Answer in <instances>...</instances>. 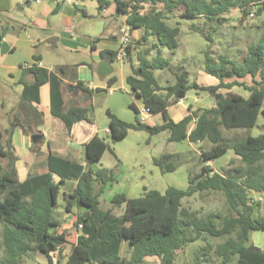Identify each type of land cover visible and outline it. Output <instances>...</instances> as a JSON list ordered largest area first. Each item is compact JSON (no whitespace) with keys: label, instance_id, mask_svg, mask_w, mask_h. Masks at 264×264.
Masks as SVG:
<instances>
[{"label":"trees","instance_id":"1","mask_svg":"<svg viewBox=\"0 0 264 264\" xmlns=\"http://www.w3.org/2000/svg\"><path fill=\"white\" fill-rule=\"evenodd\" d=\"M149 2L165 7L145 11ZM98 3L102 9L113 2L98 0ZM114 3L118 15L126 16L131 32L133 29L144 32L142 39L136 44L131 42L127 49L126 62L131 66L127 84L150 113H163L166 123L150 126L141 122L139 117L135 123H128L107 110L113 140H124L131 130L147 131L151 136L169 130L170 143L184 140L192 144L209 142V149L201 148L204 165L199 173H190L189 185L185 189L170 186L165 193L150 190L138 198L118 194L103 210L99 198L104 187L114 180L113 169L86 170L79 163L50 155L47 173L30 174L21 181L15 165L17 157L12 137L16 126L13 123L8 130L0 131V246L7 255L1 264H25L23 257L31 253L45 255L49 264H53L56 253V263L61 264L66 235L57 231L62 224L57 208L62 189L70 180L77 181L78 185L72 193L64 195L65 208L70 212L73 206H77L85 212L76 221L80 234L65 264H147L145 258L148 256L159 257L161 264H175L179 252L200 240L206 244L198 249L195 264L209 251L221 258V264H232L234 257L238 258L236 264H264V249L250 243V234L264 232V223L252 218L249 204L252 199L248 194L250 189L264 192V133L229 140L223 131L251 130L257 125L259 116H264V37L248 47L242 62L231 60L227 55H220L216 60L210 51L205 52V72L219 80L216 86L190 84L187 72L177 74L174 84L162 86L153 73L170 67V60L163 57L164 49L176 52L180 46V26L168 24L169 14L180 11L182 18L203 17L224 24L227 19L223 15L233 9L242 10L245 16H262L264 0H114ZM192 29L212 40L213 35L206 36L204 29L199 30L197 26ZM142 45V49L136 47ZM136 49L135 61L133 52ZM152 52L155 56L150 58ZM30 69L36 74L37 86L49 80L46 70L38 65ZM245 78H251V86L238 80ZM113 83L114 79L109 82L110 85ZM235 86L250 90V97L247 99L231 91L219 93L221 89L232 90ZM191 90L209 92L215 97L216 106L198 108L181 121L174 122L168 108L185 99ZM131 108L138 113L134 104ZM60 116L68 128L76 122L88 120L87 110L80 108ZM193 121L195 125L189 132ZM5 137H8L7 142H4ZM108 149L109 144L95 136L86 145L87 162L100 163ZM229 149L240 157L245 167L238 168L234 176L213 172L206 163L223 156ZM179 158V154L165 153L153 161L162 173H171L177 169L176 160ZM96 184H100L97 193ZM202 193H222L231 213L224 216L212 212L201 216L200 211L184 206V199ZM209 236L227 239L214 245L207 242ZM125 241L132 249L129 259L121 256Z\"/></svg>","mask_w":264,"mask_h":264},{"label":"crops","instance_id":"2","mask_svg":"<svg viewBox=\"0 0 264 264\" xmlns=\"http://www.w3.org/2000/svg\"><path fill=\"white\" fill-rule=\"evenodd\" d=\"M99 6L98 3V15H91L87 6L80 0H22L18 3L15 0H0V17L6 19L5 22H0V131L8 130L13 123L16 126L12 143L14 154L17 157L15 165L21 181H24L30 174L47 173L50 155L79 163L86 170L98 171L102 168L98 167L102 160L100 163L89 164L86 152V145L95 136L106 141L100 136L97 125L98 110L96 107L99 105L98 98L103 97L101 95L110 96L106 104L107 109L128 123H135L139 112L145 107L142 100L135 98L127 84L126 78L131 73H125L123 63L117 58L120 46L118 28L125 22L126 16L118 15L114 2L102 9ZM175 16V13L168 15L169 19ZM167 22L172 25L170 20ZM193 31L198 32L195 29ZM131 34L132 44H136L142 39L144 32L142 29H133ZM136 47L142 49L143 45ZM136 52L137 49L134 50L133 55ZM108 55L111 56V61H107L105 70L99 73V65ZM154 56L152 52L150 58ZM34 65L46 70L49 75V80L39 86H37L36 74L30 69ZM116 66H119L118 72ZM197 75L193 83H197L200 87L219 84L216 77L205 72V53L204 62ZM51 77H53L52 81ZM113 79L114 83L110 85L109 82ZM247 79L238 80L246 81V85L251 86L252 83L247 82ZM189 83L193 84L190 81ZM237 87L239 86H235L232 90L221 89L219 93L227 94L231 91L247 99L250 97V90L241 86L246 93L244 94L240 89H236ZM192 91L199 101H203V96L200 95L201 90ZM204 93L211 96L207 91ZM187 97L188 94L185 99ZM185 99L168 108L174 122L181 121L191 111L198 108L216 106L215 100V104L211 107L205 105L195 107L192 104L184 107ZM133 104L138 109V113L131 108ZM74 108L86 109L88 120L76 122L68 128L60 114H67ZM144 123L150 126H161L166 123V120L161 112L149 113ZM194 125L195 122H191L189 132ZM163 132H168L169 139L170 131ZM106 133L110 134L109 123ZM226 134L227 136L225 133L224 136L229 140L252 136L243 131H232ZM34 135H41L42 139L34 142L32 139ZM7 141L8 137H5L4 142ZM172 143L187 144L185 150L173 153L180 155L195 151L197 147L205 149L203 144L206 142L199 143V145H193L189 140ZM210 147L211 145H208L205 150ZM228 154L229 159L221 161L218 165H213L212 161L207 162L206 165H209L213 172L234 176L236 170L245 165L232 149L219 158ZM199 155L201 156V150ZM203 165L201 161V169ZM115 184H119L116 177L101 191L100 196L104 197L106 204H110L113 197L118 194L125 193L130 198H138L146 192L140 191L134 183H129L125 187L113 190L105 197L108 190L112 189ZM77 185V181H67L59 198L57 211L62 224L57 231L66 235V242L62 247L61 264L66 263L72 247L78 241L80 233L75 224L78 217L85 212V209L77 206H73L70 212L65 208L64 195L72 193ZM99 186L100 184L95 185L96 193L100 189ZM248 194L252 199L249 203L252 207V218L264 223V192L250 189ZM209 213L212 211L210 210ZM230 213L228 208V214ZM252 236L255 237L252 239ZM250 243L264 249V232H252ZM186 248L178 253L175 264H185L181 260L182 255L187 253ZM131 252L132 249L128 242H123L121 256L129 259ZM196 257L197 253L194 255V263L191 264H195ZM204 257L201 256L197 264H202ZM150 261L161 264L160 258L156 256L145 258L147 264ZM217 261L221 264L220 257ZM56 262L57 258L54 257L53 264H57ZM237 262L238 258L234 257L230 263L236 264Z\"/></svg>","mask_w":264,"mask_h":264},{"label":"rangeland","instance_id":"3","mask_svg":"<svg viewBox=\"0 0 264 264\" xmlns=\"http://www.w3.org/2000/svg\"><path fill=\"white\" fill-rule=\"evenodd\" d=\"M80 1L87 6L91 15H98V0ZM109 1L111 3L114 2V0ZM15 2H22V0H15ZM163 7L165 6L161 4L155 6L149 2L145 5V11L163 9ZM252 11L253 8L250 9V12ZM175 15V17H171L169 20L172 25L179 24L182 30L179 38L180 46L176 52L164 49L163 57L170 60V67L153 71L155 77L162 86L174 84L177 74H181L182 72H188L189 81L193 83L194 78L198 77L197 74L204 62V53L206 51H210L211 55L216 60L220 55H227L231 60L242 62L248 47L251 44H256L264 37V14L262 16L251 14L245 16L242 10L233 9L224 16L227 19L224 24L201 18H182L180 11H176ZM5 20L6 19L0 17L1 23L5 22ZM193 26H197L198 29H204V34L206 36L210 34L213 35L212 40H207L202 34L194 32L191 28ZM133 59L136 61V55H134ZM117 63L119 64L120 62L118 61ZM122 63L125 73L130 74V64L127 62ZM118 69L119 66H116L117 72ZM117 74L119 76L120 72ZM247 82L252 83L251 78H248ZM243 83H246V81ZM241 88L242 87L239 86L236 89H240L242 93L246 94ZM194 94V91H189L187 99L184 100V107L189 104L195 107L203 105L211 107L215 104V97L212 94L208 96L204 91H201L200 95L203 96V101H199ZM101 96L103 97L98 98L99 105L96 107L98 110L97 125L100 130L99 134L106 139L109 144V149L106 151L98 167L113 169L114 177L119 180V184L113 185V188L108 190L105 197L110 195L113 190L125 187L129 183H134L142 192L157 190L161 193H165L170 186L185 189L189 184L190 173L196 174L201 171V156L199 155L201 149L197 147L195 151L180 154V158L176 160L177 169L171 173H162L154 164V158H158L165 153H176L185 150L187 144L170 143L168 141V132H161L151 136L147 131L137 130H131L127 138L122 141H114L112 136L106 133L109 123L106 104H108L110 96ZM223 131L227 136L226 133H230L234 130ZM237 131H243V133H247L248 135L251 134L252 136L263 134L264 116L262 114L259 116L258 123L253 129ZM208 145L211 144L208 142L204 143L203 148L206 149ZM225 159H229V154L223 158L213 160L212 163L216 166ZM100 197V208L105 210L110 204H106L103 200L104 197ZM183 203L184 206L190 210L200 211L201 216H206L210 210L212 212H219L224 216L228 214V205L222 193H202L193 198L184 199ZM1 229L2 228H0V233ZM254 237L255 236H252V239ZM226 239L227 237L213 238L209 236L207 242L215 245ZM1 240L2 235L0 234V242ZM205 244L206 242L200 240L188 245V248H186L187 253L182 255L181 261L185 264L194 263V255L197 253L198 249ZM125 251L126 249L124 250V255ZM208 254L209 255L203 258L202 264H220V262L217 261L218 256L214 251H209ZM54 257L57 258L56 253L53 255V259ZM6 259L7 255L5 249L0 246V264L4 263ZM22 261L25 264H48L47 257L41 253H31L28 257H23ZM148 264H156V262L150 261Z\"/></svg>","mask_w":264,"mask_h":264},{"label":"built area","instance_id":"4","mask_svg":"<svg viewBox=\"0 0 264 264\" xmlns=\"http://www.w3.org/2000/svg\"><path fill=\"white\" fill-rule=\"evenodd\" d=\"M131 27L125 20L124 23H122L119 28H118V35L120 39V46L117 52V58L120 62H126L128 60V47L131 44ZM28 66V65H26ZM150 111L144 107L141 112H139V119L141 122H145L146 120V115H148ZM80 229H82V225H80Z\"/></svg>","mask_w":264,"mask_h":264},{"label":"water","instance_id":"5","mask_svg":"<svg viewBox=\"0 0 264 264\" xmlns=\"http://www.w3.org/2000/svg\"><path fill=\"white\" fill-rule=\"evenodd\" d=\"M107 61H111V56L108 55V57H106L104 62H101L99 65V73L103 72L105 70V66H106V62ZM34 142H37L38 140L42 139L41 135H34L32 137Z\"/></svg>","mask_w":264,"mask_h":264}]
</instances>
